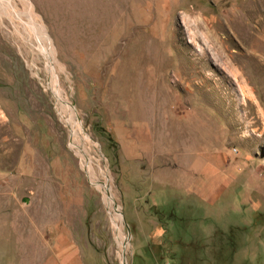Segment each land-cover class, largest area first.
Returning <instances> with one entry per match:
<instances>
[{
	"label": "rangeland",
	"instance_id": "rangeland-1",
	"mask_svg": "<svg viewBox=\"0 0 264 264\" xmlns=\"http://www.w3.org/2000/svg\"><path fill=\"white\" fill-rule=\"evenodd\" d=\"M0 264H264V0H0Z\"/></svg>",
	"mask_w": 264,
	"mask_h": 264
},
{
	"label": "bare ground",
	"instance_id": "bare-ground-1",
	"mask_svg": "<svg viewBox=\"0 0 264 264\" xmlns=\"http://www.w3.org/2000/svg\"><path fill=\"white\" fill-rule=\"evenodd\" d=\"M54 62V61H53ZM52 66H54V64H52ZM51 87L54 89V92L57 94L58 98L60 99V94L59 92L55 89V87L53 85H51ZM58 101V100H57ZM62 104V108L63 109H68L70 111V118L67 119V122H68V125H70L71 127V132H72V135L73 136H77V131L78 130H82V126H81V123H79L78 121H76V119L74 118V115L72 113V109L71 107H68V106H63V102L61 103ZM61 110V109H60ZM79 127L78 130L76 127ZM74 138V137H73ZM79 141V140H78ZM78 144V143H77ZM75 144V145H77ZM80 149V147H79ZM82 149V148H81ZM87 149V148H86ZM90 149V148H89ZM91 155V154H90ZM89 168V167H88ZM87 169V167H86ZM97 184V183H96ZM106 184V183H105ZM101 185L102 186V190L104 191V193L107 195L108 197V201H109V204H110V207L113 209V216H114V219H113V223H114V226H116L115 224H118L117 223V220L120 219L119 216H120V208L117 206V204L115 203V199L113 198L111 192H110V189L107 188L106 185ZM108 185V184H107ZM117 206V208H115ZM122 224V223H121ZM120 225V224H119Z\"/></svg>",
	"mask_w": 264,
	"mask_h": 264
}]
</instances>
